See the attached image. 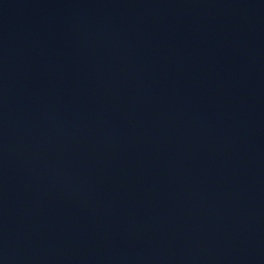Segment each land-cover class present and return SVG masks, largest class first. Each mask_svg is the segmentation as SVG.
Masks as SVG:
<instances>
[{
	"label": "water",
	"instance_id": "water-1",
	"mask_svg": "<svg viewBox=\"0 0 264 264\" xmlns=\"http://www.w3.org/2000/svg\"><path fill=\"white\" fill-rule=\"evenodd\" d=\"M0 264H264V0H0Z\"/></svg>",
	"mask_w": 264,
	"mask_h": 264
}]
</instances>
